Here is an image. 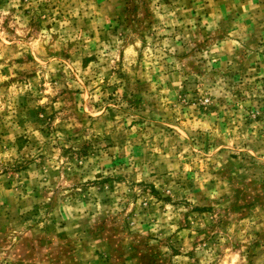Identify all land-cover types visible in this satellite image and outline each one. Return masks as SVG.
Here are the masks:
<instances>
[{
	"label": "rangeland",
	"instance_id": "rangeland-1",
	"mask_svg": "<svg viewBox=\"0 0 264 264\" xmlns=\"http://www.w3.org/2000/svg\"><path fill=\"white\" fill-rule=\"evenodd\" d=\"M0 264H264V0H0Z\"/></svg>",
	"mask_w": 264,
	"mask_h": 264
}]
</instances>
